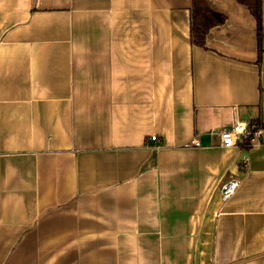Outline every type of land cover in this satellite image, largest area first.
Returning a JSON list of instances; mask_svg holds the SVG:
<instances>
[{"label":"crops","instance_id":"0c3cea01","mask_svg":"<svg viewBox=\"0 0 264 264\" xmlns=\"http://www.w3.org/2000/svg\"><path fill=\"white\" fill-rule=\"evenodd\" d=\"M207 3L0 0V264H264V0Z\"/></svg>","mask_w":264,"mask_h":264},{"label":"trees","instance_id":"16d2710c","mask_svg":"<svg viewBox=\"0 0 264 264\" xmlns=\"http://www.w3.org/2000/svg\"><path fill=\"white\" fill-rule=\"evenodd\" d=\"M240 4L247 7L251 15L255 18L258 27V36L263 31V0H237ZM194 8L191 21V38L195 46L203 47L207 33L210 29L221 26L225 22V17L214 13L207 0H193ZM258 128H263L262 124L257 123Z\"/></svg>","mask_w":264,"mask_h":264},{"label":"built area","instance_id":"2783aa9c","mask_svg":"<svg viewBox=\"0 0 264 264\" xmlns=\"http://www.w3.org/2000/svg\"><path fill=\"white\" fill-rule=\"evenodd\" d=\"M242 123L247 124V129L243 135L236 132V128ZM220 146L225 149H236V148H246L259 149L264 146V127L258 128L256 124L247 122H237L228 129L219 132ZM234 140L233 143L229 144L227 141ZM152 141H157L156 138H152ZM197 147L200 145L195 143ZM241 186V181L232 180L227 182L222 186V199L227 202L230 200L237 190Z\"/></svg>","mask_w":264,"mask_h":264},{"label":"clouds","instance_id":"9594fccd","mask_svg":"<svg viewBox=\"0 0 264 264\" xmlns=\"http://www.w3.org/2000/svg\"><path fill=\"white\" fill-rule=\"evenodd\" d=\"M246 129H247V124L246 123H242L240 126H238L236 128V132L240 133L241 135H243L245 133ZM233 142H234V140L227 141V143H229V144H231Z\"/></svg>","mask_w":264,"mask_h":264}]
</instances>
